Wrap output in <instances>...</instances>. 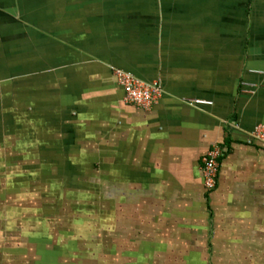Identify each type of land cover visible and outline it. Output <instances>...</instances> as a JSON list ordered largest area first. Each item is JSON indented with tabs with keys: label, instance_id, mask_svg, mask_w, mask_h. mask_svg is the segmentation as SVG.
<instances>
[{
	"label": "crops",
	"instance_id": "0c3cea01",
	"mask_svg": "<svg viewBox=\"0 0 264 264\" xmlns=\"http://www.w3.org/2000/svg\"><path fill=\"white\" fill-rule=\"evenodd\" d=\"M113 68L159 81V102H126ZM259 123L264 0H0L3 256L31 264L28 241L35 264H264ZM92 188L98 243L74 227Z\"/></svg>",
	"mask_w": 264,
	"mask_h": 264
},
{
	"label": "built area",
	"instance_id": "2783aa9c",
	"mask_svg": "<svg viewBox=\"0 0 264 264\" xmlns=\"http://www.w3.org/2000/svg\"><path fill=\"white\" fill-rule=\"evenodd\" d=\"M114 75L119 85L124 90V100L136 106L148 109L159 102L163 95V86L159 81L147 82L133 73L121 68H113ZM201 103L203 100H195ZM252 136L264 141V123L257 124ZM222 148L214 145L202 157L201 170L203 174L204 187L212 191L217 185L220 158Z\"/></svg>",
	"mask_w": 264,
	"mask_h": 264
},
{
	"label": "rangeland",
	"instance_id": "374dc122",
	"mask_svg": "<svg viewBox=\"0 0 264 264\" xmlns=\"http://www.w3.org/2000/svg\"><path fill=\"white\" fill-rule=\"evenodd\" d=\"M96 190H97V188H92V191H91V194H90V196H91V201H90L91 202V210H90L91 218L89 220L88 219L87 220H80L79 219L78 222L74 221V222H76V225L74 226V223H73V226L74 227H77L79 229H84L85 228V230H86L87 229L86 227L89 225V227L91 228L90 230L92 232L94 231L96 233V235H97L96 238H95V240H94V242L95 243L96 242L98 243L101 240L100 238H104V233L105 232L104 231H101V234L100 235L98 234V231L101 228V225H102L103 222L100 220V217L98 216V203H97V201H95L97 199V195H96V192H95ZM48 220H50V218H48ZM71 223L72 222H68L67 221L66 223H64V225L67 226V227H72L71 226L72 225ZM61 228H62L61 225H60V227L57 228L58 229V234L55 233V236L57 235V237H54L53 240L50 239L49 240L50 243H54L58 238H59V244L60 243L61 244L62 243L64 244L66 242L64 240V238L66 237V235L63 234L64 232L61 230ZM57 229H55V230H57ZM63 230H66V229H63ZM108 234L110 235L109 232H108ZM9 238L12 241V243H13V241H15V239L18 241V237H16L15 235H11V236H9ZM23 241H24V237H23ZM23 241H22V244H23ZM1 242H2V240H1ZM107 242H108V240H107ZM12 243H10V244H12ZM28 244H29L28 241H26V245L22 246V248L20 250H18V255L15 256L16 257L15 259H17V261H18L20 258L26 257V258H29V260L31 259V261H32L31 264H33V263L35 264V262L38 260V258L33 254V252L32 251H29V250H25L24 251V249L26 248V246ZM1 246L2 245L0 243V264H16L17 262L16 263H13L15 261H13L11 259H10V261H8L3 256V252L1 251ZM11 246L12 245H10V247ZM68 247H69L68 249H70L71 251H76L77 250V248L75 246V243L72 244L71 241H70V244L68 245ZM15 253L16 252H14V254ZM27 253H30L31 255L28 256ZM81 255H80L79 252L76 251L75 254L73 255V258L72 259H70V257L68 258L67 256H65L66 261L63 262L62 264H83L82 261H80V259H76L77 257L79 258ZM40 257H42V253H41V256ZM107 258H109V255L107 256ZM53 259H54V257H53ZM53 259H51V260H53ZM20 263H21V261H20ZM89 263L90 264H100L99 262H96V260H91ZM46 264H49V263H46ZM54 264H61V261L56 262Z\"/></svg>",
	"mask_w": 264,
	"mask_h": 264
}]
</instances>
